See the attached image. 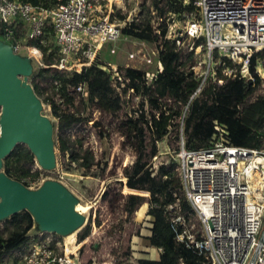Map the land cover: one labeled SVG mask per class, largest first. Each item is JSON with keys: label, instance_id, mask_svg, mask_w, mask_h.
<instances>
[{"label": "trees", "instance_id": "16d2710c", "mask_svg": "<svg viewBox=\"0 0 264 264\" xmlns=\"http://www.w3.org/2000/svg\"><path fill=\"white\" fill-rule=\"evenodd\" d=\"M19 1L45 9L59 2ZM150 3L147 7L142 5L139 18H135L121 31L132 38L155 44V62L161 64L162 70L155 78L147 80L141 71L118 67L121 78L127 80L123 82L120 94L112 88L108 74L95 66L83 69L81 74L58 70L55 48L53 45L48 46L47 42H28L26 51L22 53L27 56L29 52L35 53L40 57V66L31 76L30 85L42 103L50 106L55 119V148L61 158L85 171L101 167L98 158L102 157V150L97 154L92 147H84L81 139L71 140L66 136V132L76 125H87V120L81 117L82 110L87 106L98 114V118L89 122L95 142L110 140L114 134L121 139L122 149H129L134 156L131 165L111 160L108 173L100 177L102 183L112 182L104 186L94 206L90 207L87 224L76 234L74 253L78 259L87 249V242L94 232H105L109 223L123 216L131 220L139 208L148 204L146 215L152 221L146 240L151 247L161 252L158 261L138 260L137 264H210L203 254L187 246L185 241H177L173 231L171 218L175 214L182 215L188 226L190 219L195 218L183 193L176 166L162 165L152 175L148 170V162L157 154V143L169 136L171 129L177 141L183 139L186 149L205 147L214 133V121L226 127L232 145L264 149V95L257 93L263 80L256 74V61L264 60V50L255 53L249 60L253 82L227 77L217 68L215 81H209L200 94L190 100L200 82V78L191 71L197 59L193 52L178 48L174 40L166 38V18L170 13H189L193 7L184 6V0H151ZM151 8L157 19L162 21L156 29L151 25ZM117 15L120 19L125 18L121 11H117ZM155 31H159V34ZM48 33L49 30H46V37ZM199 44L200 41L195 42V45ZM222 62L227 68L234 66L226 58H222ZM218 80L222 81L221 85H218ZM55 81H58V87L53 85ZM46 82L53 91L50 96H44L42 84ZM80 84H85L87 96L81 97L75 92ZM129 89H133V94H127ZM135 96L142 100L141 109L138 106V112L120 115L126 106L123 98ZM186 105L188 111L184 112ZM105 118L109 120L106 125L103 123ZM34 166V156L23 145H17L3 161L6 176L25 187H29L30 182L36 181L42 173ZM174 205H177V209L168 210L169 206ZM32 229L33 220L25 211L0 222V264H6V256L22 251L28 246L31 237H37L30 234ZM73 256L69 254L70 258Z\"/></svg>", "mask_w": 264, "mask_h": 264}, {"label": "built area", "instance_id": "2783aa9c", "mask_svg": "<svg viewBox=\"0 0 264 264\" xmlns=\"http://www.w3.org/2000/svg\"><path fill=\"white\" fill-rule=\"evenodd\" d=\"M116 1L59 0L56 6L45 9L19 0H0V37L19 54L26 51L28 42L46 43L49 30L58 70L81 74L83 69L95 66L108 74L112 88L120 94L127 80L121 78L118 67L102 58L106 44L110 45L109 55H114L115 43L132 41L138 48L128 53L121 67L141 71L147 80L155 78L162 66L155 62L156 45L151 48L122 33L133 16L120 19L111 8ZM183 5H191L193 10L168 15L166 38L196 57L204 51L208 62L205 71L199 72L202 64L197 61L191 68L200 82L190 100L200 94L209 75L215 81L211 65L227 77L253 82L249 60L264 50V0H184ZM183 40L188 41L186 46ZM197 41L199 45H195ZM222 58L233 68H227ZM217 83L221 85L222 81ZM53 85L58 87V81ZM75 92L87 96L85 84L78 85ZM127 94H133V89ZM132 109L138 112L137 107ZM187 111L188 105L184 107ZM213 130L202 148L186 149L183 139L179 141L175 171L199 227L194 230V225L188 226L182 215L175 214L171 222L176 239L203 254L210 264H264V149L232 145L226 127L217 121ZM37 183L30 182L28 188ZM173 209L177 205L168 207ZM71 263L60 247L37 242L21 260V264ZM103 264L120 263L111 259Z\"/></svg>", "mask_w": 264, "mask_h": 264}, {"label": "rangeland", "instance_id": "374dc122", "mask_svg": "<svg viewBox=\"0 0 264 264\" xmlns=\"http://www.w3.org/2000/svg\"><path fill=\"white\" fill-rule=\"evenodd\" d=\"M122 2L116 1L117 4L113 3L111 8L117 14V11L120 10V7L123 9V14L125 17H131L133 20L135 18H139V14L141 12V6H150L151 0H121ZM153 10L151 8V25L153 29H156L159 24H162L153 14ZM106 15V13H104ZM137 15V16H136ZM171 22V21H170ZM169 22V23H170ZM167 36V31H166ZM172 38V35L170 36ZM97 37L93 38V41H96ZM51 37H46V42L49 45L51 43ZM132 41H119L114 44L115 54L109 55V48L110 45H105L103 47V56L102 58L110 62L112 65L116 67H120L125 65L126 58L129 52L132 50H136L138 47L132 44ZM184 46L187 45L188 41L183 40ZM155 44H150V47L153 48ZM23 55L24 53H19ZM28 57L31 58L33 64V73L37 71L38 67L40 66V57L37 56L35 53H28ZM27 56V55H24ZM197 63H201V70L199 72L205 71L208 67V62L205 61V52L202 51L199 56L196 57ZM213 69L214 72L217 70V66H212L210 69ZM153 69V68H152ZM264 60L263 61H256V74L262 78V85L260 90L257 91L258 94L264 95ZM31 75V76H32ZM31 76L28 77V83L30 84ZM215 78V75H214ZM209 81L214 82L213 75L207 77L206 83ZM42 88L44 89V96L52 95L53 91L49 86L48 82L42 84ZM124 97L123 100L125 101L124 104L125 109L123 108L120 111V115L124 114H132V107L139 108L140 102L142 101L141 98L131 97ZM43 104V112L44 114L52 121H55L53 116L51 115L50 106ZM59 104V102H58ZM144 109L147 108L144 106ZM143 110V109H142ZM83 114L81 115L82 118L87 120V125L85 127H80L76 125L74 129H71L66 132V136L70 137L71 140L74 138H79L82 140L84 147L88 148L87 146L92 147L97 154L102 150V157L98 158L101 162V167H93L89 171H85L83 169L76 168L74 165H70L67 163L65 158H61L58 155V151H56V168L50 172H43L38 176L37 181L38 183L35 186H32L33 189L39 187L42 183V180H55L62 183L69 191H71L78 199H79V212L84 213L87 218L91 212V208L94 206L95 201L99 198L104 186L110 184L112 180H109L105 183H102L100 177L106 176L108 170L111 167V160L115 159L118 163H125L128 165L133 164L134 156L129 149H122L121 147V139L116 135L112 134L110 140L102 139L98 142L100 143L101 149L99 148L98 142L96 143L94 140V133L90 129L91 120L98 118V114H95L92 107H86L85 110H82ZM108 118L104 119V124H108ZM74 134V135H73ZM157 154L148 162V170L151 172L152 175H155L162 165H175L176 166V155L179 150V140L175 138L174 131L171 129V133L169 136L165 137L161 141L157 143ZM91 148V149H92ZM105 153V154H104ZM117 163V164H118ZM116 164V165H117ZM119 166V165H117ZM36 168H38L37 164L35 163ZM39 169V168H38ZM121 179V178H120ZM91 208H90V207ZM87 208V210H83ZM90 208V209H89ZM140 209V208H139ZM148 209V204L144 209L142 220L138 223L134 219L136 215L134 214L131 220H126L125 216L119 218L116 221L109 223L108 230L105 232H94L88 242H87V249L81 254L80 256V264H103L108 260L114 259L120 264H137V253L143 249L141 246L143 244V240L145 239L144 236L150 235L149 229L151 227V217L146 215ZM146 210V211H145ZM190 225H194V230L198 229V223L196 218H191L189 221ZM32 234V232L30 233ZM75 238L76 243V234L70 235L65 238L66 242L68 243L71 240L73 241ZM49 243V245L62 247L64 239L58 236H54V234H46L43 236L38 235V237H31L28 243L22 251L17 253H12L5 257L6 264H21L22 255L26 250L32 245V243ZM137 242L140 244L137 245ZM74 257V256H73ZM72 257V258H73ZM71 258V259H72ZM76 262V261H75ZM72 264V263H71Z\"/></svg>", "mask_w": 264, "mask_h": 264}, {"label": "water", "instance_id": "95a60500", "mask_svg": "<svg viewBox=\"0 0 264 264\" xmlns=\"http://www.w3.org/2000/svg\"><path fill=\"white\" fill-rule=\"evenodd\" d=\"M33 69L30 57L0 40V222L25 211L35 232L66 238L87 224L77 210L79 199L58 181L45 180L33 189L3 171L4 159L17 145L30 151L39 170L56 168L53 123L27 81Z\"/></svg>", "mask_w": 264, "mask_h": 264}, {"label": "crops", "instance_id": "0c3cea01", "mask_svg": "<svg viewBox=\"0 0 264 264\" xmlns=\"http://www.w3.org/2000/svg\"><path fill=\"white\" fill-rule=\"evenodd\" d=\"M151 221H152V218H151ZM31 232H32V234H31L32 236L38 235V233L35 232L33 229ZM144 237H145V239L143 240V244L141 245L143 247V249L140 250L139 253H137L136 260L137 261L138 260L158 261L161 251L159 249H156V248L151 247L149 245V242L146 240V238L149 237V235L148 236L146 235ZM63 239H64V242L62 244V247H60V249L67 255H69V254L74 255V257L71 259L72 264H80V260H78V256L74 253L75 248H76L75 238L73 241L71 240V242L69 241L68 243L66 242L65 238H63ZM138 244H140V243L137 242V245Z\"/></svg>", "mask_w": 264, "mask_h": 264}, {"label": "bare ground", "instance_id": "6f19581e", "mask_svg": "<svg viewBox=\"0 0 264 264\" xmlns=\"http://www.w3.org/2000/svg\"><path fill=\"white\" fill-rule=\"evenodd\" d=\"M260 162H263V161H260ZM264 164V163H263ZM146 208V204H144L137 212H136V218H135V221L136 222H140L142 220V217H143V212H144V209ZM79 209V206L77 207V210ZM83 210H87V208H84ZM79 211V210H78ZM145 213V212H144ZM84 214V213H83ZM73 235V234H72Z\"/></svg>", "mask_w": 264, "mask_h": 264}]
</instances>
